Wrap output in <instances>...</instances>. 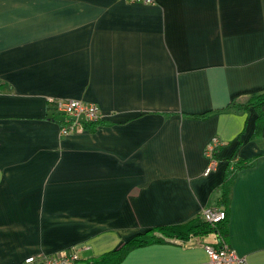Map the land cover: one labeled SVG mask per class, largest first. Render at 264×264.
I'll list each match as a JSON object with an SVG mask.
<instances>
[{
  "label": "crops",
  "instance_id": "0c3cea01",
  "mask_svg": "<svg viewBox=\"0 0 264 264\" xmlns=\"http://www.w3.org/2000/svg\"><path fill=\"white\" fill-rule=\"evenodd\" d=\"M261 91L264 0H0V264L70 248L91 264L214 206L230 159L256 157L232 184L228 243L264 264V129L252 138L255 109L222 110ZM49 97L95 102L106 124L64 136ZM216 241L119 264H208Z\"/></svg>",
  "mask_w": 264,
  "mask_h": 264
},
{
  "label": "trees",
  "instance_id": "16d2710c",
  "mask_svg": "<svg viewBox=\"0 0 264 264\" xmlns=\"http://www.w3.org/2000/svg\"><path fill=\"white\" fill-rule=\"evenodd\" d=\"M255 109L257 112L256 127L252 135L253 139H260L263 136L264 129V91L252 94L245 102L232 101L228 106L222 110H234L236 112H249ZM215 112H205L200 114L188 115L189 118L194 119H207ZM48 117L52 120H57L60 124L68 123L71 118L56 114L54 106L48 102ZM106 124L102 118L96 122H86L85 128L95 131L100 125ZM256 158L251 159H230L224 180L217 188L219 197L214 206L222 208L227 213V218L221 222L213 223L207 221L203 216L198 214L190 221L178 225L157 226L139 233L132 238L125 241L117 249L111 250L99 257L92 259L91 264H119L132 250L153 244H166V243H186L194 237H204L214 234L217 241L213 243L215 247L221 245L223 242L229 241V209L231 203L232 184L237 174L248 167H251ZM213 206V205H211ZM210 244V243H207ZM70 248L68 250H72Z\"/></svg>",
  "mask_w": 264,
  "mask_h": 264
},
{
  "label": "built area",
  "instance_id": "2783aa9c",
  "mask_svg": "<svg viewBox=\"0 0 264 264\" xmlns=\"http://www.w3.org/2000/svg\"><path fill=\"white\" fill-rule=\"evenodd\" d=\"M130 3L156 4L157 0H125ZM50 102L55 111L70 117L68 123L62 124L61 134L69 135L73 133L83 132L86 122H96L102 118L100 107L95 102H86L81 99L64 98V97H49ZM74 117V119H73ZM81 117L85 122L81 120ZM222 146V140L219 137H214L206 146L204 154L207 158V164L204 169V175L208 176L211 172L217 169L219 161L216 158L217 150ZM203 218L210 222H218L226 217V213L214 206H206L201 211ZM181 243V244H187ZM208 255V264H243L245 258L228 243L223 242L215 247L212 244H204ZM66 250L57 254L51 255H31L25 258L21 264H76L79 259L77 252Z\"/></svg>",
  "mask_w": 264,
  "mask_h": 264
},
{
  "label": "bare ground",
  "instance_id": "6f19581e",
  "mask_svg": "<svg viewBox=\"0 0 264 264\" xmlns=\"http://www.w3.org/2000/svg\"><path fill=\"white\" fill-rule=\"evenodd\" d=\"M217 208V207H216ZM219 209V208H218ZM220 210H222V209H220ZM224 211V210H223ZM225 212V211H224ZM226 213V212H225ZM227 218V216L224 218V219H222V220H220V221H218V222H221V221H223V220H225ZM218 222H213V223H218Z\"/></svg>",
  "mask_w": 264,
  "mask_h": 264
},
{
  "label": "water",
  "instance_id": "95a60500",
  "mask_svg": "<svg viewBox=\"0 0 264 264\" xmlns=\"http://www.w3.org/2000/svg\"><path fill=\"white\" fill-rule=\"evenodd\" d=\"M73 119H74V117H73ZM81 120H82L83 122H85L84 119H83L82 117H81Z\"/></svg>",
  "mask_w": 264,
  "mask_h": 264
},
{
  "label": "rangeland",
  "instance_id": "374dc122",
  "mask_svg": "<svg viewBox=\"0 0 264 264\" xmlns=\"http://www.w3.org/2000/svg\"><path fill=\"white\" fill-rule=\"evenodd\" d=\"M64 136H66V135H64ZM219 209H221V208H219ZM222 210H224V209H222ZM225 211V210H224ZM226 212V211H225ZM226 216H227V213H226Z\"/></svg>",
  "mask_w": 264,
  "mask_h": 264
}]
</instances>
